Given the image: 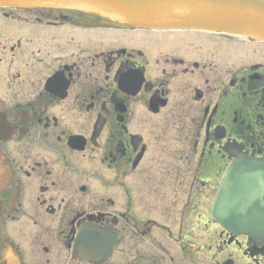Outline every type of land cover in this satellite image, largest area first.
<instances>
[{"label": "flooded vegetation", "instance_id": "flooded-vegetation-1", "mask_svg": "<svg viewBox=\"0 0 264 264\" xmlns=\"http://www.w3.org/2000/svg\"><path fill=\"white\" fill-rule=\"evenodd\" d=\"M227 40L0 7V264H93L91 224L98 264H264L220 229L204 250L203 193L264 156V42Z\"/></svg>", "mask_w": 264, "mask_h": 264}, {"label": "water", "instance_id": "water-1", "mask_svg": "<svg viewBox=\"0 0 264 264\" xmlns=\"http://www.w3.org/2000/svg\"><path fill=\"white\" fill-rule=\"evenodd\" d=\"M0 5H55L99 10L138 25L215 28L264 37V0H0ZM237 157L223 173L212 214L224 227L235 233H246L262 244L264 159H248L242 154ZM94 232L96 230L90 228L81 236L82 252L87 255L97 253L94 247L102 243L101 240H94V244L87 241L90 236L95 238Z\"/></svg>", "mask_w": 264, "mask_h": 264}, {"label": "rangeland", "instance_id": "rangeland-1", "mask_svg": "<svg viewBox=\"0 0 264 264\" xmlns=\"http://www.w3.org/2000/svg\"><path fill=\"white\" fill-rule=\"evenodd\" d=\"M201 36H204L203 34H200ZM204 195V207H203V216H208V203H209V197H210V192H204L203 193ZM206 218H204V221L205 222ZM212 226L208 223L206 224H202V230H203V233H204V238L207 237V233H212Z\"/></svg>", "mask_w": 264, "mask_h": 264}, {"label": "bare ground", "instance_id": "bare-ground-1", "mask_svg": "<svg viewBox=\"0 0 264 264\" xmlns=\"http://www.w3.org/2000/svg\"><path fill=\"white\" fill-rule=\"evenodd\" d=\"M247 9H248V10H250V8H249V7H248Z\"/></svg>", "mask_w": 264, "mask_h": 264}]
</instances>
